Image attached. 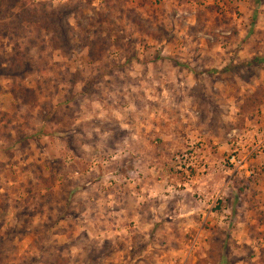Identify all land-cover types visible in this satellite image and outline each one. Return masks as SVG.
Returning <instances> with one entry per match:
<instances>
[{"label": "rangeland", "instance_id": "1", "mask_svg": "<svg viewBox=\"0 0 264 264\" xmlns=\"http://www.w3.org/2000/svg\"><path fill=\"white\" fill-rule=\"evenodd\" d=\"M255 58L264 0H0V264H264Z\"/></svg>", "mask_w": 264, "mask_h": 264}, {"label": "trees", "instance_id": "2", "mask_svg": "<svg viewBox=\"0 0 264 264\" xmlns=\"http://www.w3.org/2000/svg\"><path fill=\"white\" fill-rule=\"evenodd\" d=\"M264 59L261 58H255L254 60H252V62L254 63H263Z\"/></svg>", "mask_w": 264, "mask_h": 264}, {"label": "built area", "instance_id": "3", "mask_svg": "<svg viewBox=\"0 0 264 264\" xmlns=\"http://www.w3.org/2000/svg\"><path fill=\"white\" fill-rule=\"evenodd\" d=\"M235 156H233V158H234Z\"/></svg>", "mask_w": 264, "mask_h": 264}]
</instances>
